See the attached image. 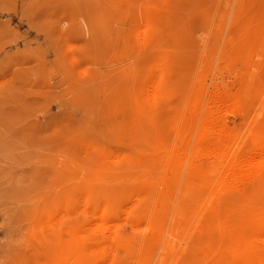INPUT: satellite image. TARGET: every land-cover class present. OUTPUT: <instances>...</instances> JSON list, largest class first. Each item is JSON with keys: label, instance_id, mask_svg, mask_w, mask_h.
<instances>
[{"label": "rangeland", "instance_id": "rangeland-1", "mask_svg": "<svg viewBox=\"0 0 264 264\" xmlns=\"http://www.w3.org/2000/svg\"><path fill=\"white\" fill-rule=\"evenodd\" d=\"M210 1L0 0V264H76L92 222L134 224L147 175L155 216L123 264H230L235 241L197 233L186 163L157 183L213 99L231 154L257 125L264 0Z\"/></svg>", "mask_w": 264, "mask_h": 264}, {"label": "bare ground", "instance_id": "bare-ground-1", "mask_svg": "<svg viewBox=\"0 0 264 264\" xmlns=\"http://www.w3.org/2000/svg\"><path fill=\"white\" fill-rule=\"evenodd\" d=\"M260 54L256 53L261 57ZM159 87V81L156 79L148 91L158 92ZM226 101L220 97L213 99L194 139L191 141V137H188L181 145H172L164 170L170 171V177L165 176L157 183L162 189L169 190L173 185L175 173L186 163L184 186L192 202L194 222L198 225L197 233L203 235L208 246L225 242L229 238L235 241L238 248L233 253L230 264H264V97L253 111L257 121L256 127L248 128L243 133L232 154L230 133L223 128L219 116L222 110L229 107ZM236 106L237 104H232L230 107L233 113L237 112ZM250 120L253 123V119ZM162 168L164 169V166ZM150 180H153L152 175H147L142 180V194L135 198V203L133 202V209L136 211L134 224L129 225L125 221L92 222L86 232L84 231L85 253L76 264H123L120 251L123 250L124 243L128 245L131 237L141 233L142 219L151 220L155 216L150 208L153 198L149 188ZM139 203L143 205L140 206ZM126 213L125 215H128ZM242 231L250 234L238 240V236L244 234Z\"/></svg>", "mask_w": 264, "mask_h": 264}]
</instances>
